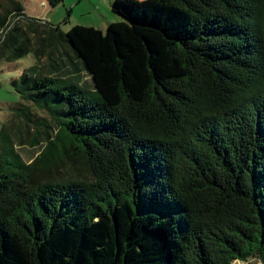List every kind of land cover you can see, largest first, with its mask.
<instances>
[{
  "label": "trees",
  "instance_id": "obj_1",
  "mask_svg": "<svg viewBox=\"0 0 264 264\" xmlns=\"http://www.w3.org/2000/svg\"><path fill=\"white\" fill-rule=\"evenodd\" d=\"M110 9L104 32L41 33L75 53L93 94L33 67L12 81L50 125L30 163L0 156V264H264V0ZM13 12L0 0L1 45ZM56 160L89 178L59 182Z\"/></svg>",
  "mask_w": 264,
  "mask_h": 264
},
{
  "label": "rangeland",
  "instance_id": "obj_2",
  "mask_svg": "<svg viewBox=\"0 0 264 264\" xmlns=\"http://www.w3.org/2000/svg\"><path fill=\"white\" fill-rule=\"evenodd\" d=\"M18 1L23 16H19L17 12L7 16L8 40L5 45H1L0 42V156L16 161L11 154L13 150L22 162L30 163L40 156L45 147L43 133L47 129H44L42 124L50 125V120L45 111L38 110L19 99L12 81L25 68L33 67L34 74L46 73L49 78H60L63 84L73 82L91 94L94 91L88 74L83 70L75 53L57 41L51 48L43 40L46 35L41 33L47 32L51 27H58L63 34L73 26L91 27L104 32L108 24L120 17L111 12L110 6L113 0H62L54 7L48 4V0ZM4 10L5 13L12 12L8 7ZM28 19L35 20L37 32L32 34L34 30L28 26ZM4 37V32H0V41ZM18 46H24L28 50L20 59L14 60L13 53ZM40 49L46 55L36 57L32 50L36 52ZM20 110L27 111L28 120L24 119ZM55 164V168L52 169L53 178H57L59 182L89 178L81 165L72 166L57 160ZM242 263L235 262V264Z\"/></svg>",
  "mask_w": 264,
  "mask_h": 264
},
{
  "label": "crops",
  "instance_id": "obj_3",
  "mask_svg": "<svg viewBox=\"0 0 264 264\" xmlns=\"http://www.w3.org/2000/svg\"><path fill=\"white\" fill-rule=\"evenodd\" d=\"M15 2L19 3L18 0H15ZM251 260H252V261H251ZM242 262H243V261H242ZM243 263H246V264H260V263H258V261H257L256 259L253 260V258H250V259L247 260V262H243ZM243 263H242V264H243Z\"/></svg>",
  "mask_w": 264,
  "mask_h": 264
},
{
  "label": "water",
  "instance_id": "obj_4",
  "mask_svg": "<svg viewBox=\"0 0 264 264\" xmlns=\"http://www.w3.org/2000/svg\"><path fill=\"white\" fill-rule=\"evenodd\" d=\"M257 261H258V259L257 258H255ZM258 263H260L259 261H258ZM261 264V263H260Z\"/></svg>",
  "mask_w": 264,
  "mask_h": 264
}]
</instances>
